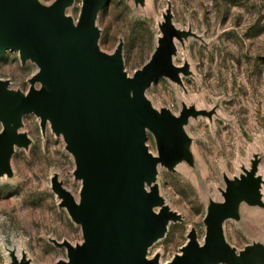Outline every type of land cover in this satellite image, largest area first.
Returning <instances> with one entry per match:
<instances>
[{"label":"water","instance_id":"95a60500","mask_svg":"<svg viewBox=\"0 0 264 264\" xmlns=\"http://www.w3.org/2000/svg\"><path fill=\"white\" fill-rule=\"evenodd\" d=\"M74 0H0V57L18 52L24 64L38 67L26 92L0 80V177L10 176L15 147L28 148L22 118L33 113L44 132L49 124L61 136L80 181L78 199L56 176L52 190L71 219L80 226L82 241L65 247L67 259L55 264H160L148 249L163 238L171 222L181 220L160 195L158 167L175 170L178 163L194 166L192 139L185 127L191 118L210 112L183 103L177 114L155 108L145 91L160 77L181 84L188 64L173 62L176 42L191 30L177 28L167 8L159 24L161 36L144 65L129 75L124 69L122 41L112 53L100 48L98 12L107 0H82L76 22L66 14ZM142 5L144 0H134ZM38 84V85H37ZM150 132L157 153L146 143ZM258 158L239 176L223 175L222 200L211 201L200 242L191 228L179 252L164 264H264V244L252 242L237 251L225 239L224 223L239 218V206L264 207ZM8 264H31L25 254L9 250Z\"/></svg>","mask_w":264,"mask_h":264},{"label":"rangeland","instance_id":"374dc122","mask_svg":"<svg viewBox=\"0 0 264 264\" xmlns=\"http://www.w3.org/2000/svg\"><path fill=\"white\" fill-rule=\"evenodd\" d=\"M53 1L40 0L44 5ZM144 1L140 5L134 0H107L96 21L100 48L112 53L122 41L124 69L132 75L150 58L169 8L177 28L196 34L182 44L177 41L173 57L177 66L187 63L190 73L181 75V84L160 77L145 95L157 109L177 114L185 103L211 114L191 118L185 127L192 139L194 166L158 167L160 195L181 217L148 249L149 258L158 253L159 263L164 264L179 252L191 228L203 241V219L209 203L222 200L223 175L239 176L254 155L264 202V0ZM81 5L82 0H74L66 9L74 22ZM37 70L29 60L22 64L18 52L8 50L0 57V80L8 81L12 89L26 92ZM20 130L30 144L15 147L11 174L0 177V264H8L12 249L24 253L31 264H55L67 259V252L53 240L77 244L82 233L66 209L59 207L52 178L56 176L77 199L80 181L74 179V159L63 138L49 124L42 132L40 119L30 113L23 116ZM146 143L156 154L150 132ZM223 227L226 241L237 251L252 242L264 244V207L242 203L239 218L225 221Z\"/></svg>","mask_w":264,"mask_h":264},{"label":"bare ground","instance_id":"6f19581e","mask_svg":"<svg viewBox=\"0 0 264 264\" xmlns=\"http://www.w3.org/2000/svg\"><path fill=\"white\" fill-rule=\"evenodd\" d=\"M188 134V133H187ZM178 165H184V162H180V163H178L177 165H176V167L178 166ZM75 197V196H74ZM76 198V197H75ZM77 199V198H76Z\"/></svg>","mask_w":264,"mask_h":264}]
</instances>
